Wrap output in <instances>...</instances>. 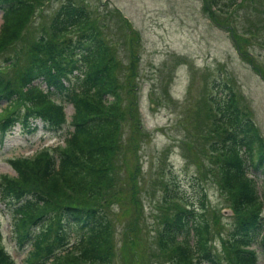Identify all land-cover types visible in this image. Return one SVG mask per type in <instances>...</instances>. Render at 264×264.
I'll return each instance as SVG.
<instances>
[{
  "label": "trees",
  "instance_id": "obj_1",
  "mask_svg": "<svg viewBox=\"0 0 264 264\" xmlns=\"http://www.w3.org/2000/svg\"><path fill=\"white\" fill-rule=\"evenodd\" d=\"M45 1L49 0H0L4 10L0 55L11 53L17 63L16 51L29 53L26 70L17 80L0 75V103L12 102L8 109L23 104L24 112L7 118L6 127L19 122L30 131L35 118L52 128L66 124L62 101L72 102L75 131L66 147H56V154L45 150L33 159H15L18 177L4 176L0 193L12 208L19 245H28L24 264H114L113 223L107 208L120 200L121 155L138 145L137 139H131L129 148H120L123 122L135 118L136 106L134 96L124 104L123 91L128 88L126 93L132 94L129 82L137 72L129 66L128 79L120 81L110 25L94 22L78 0L64 2L49 22L40 25V35L29 37L28 30L35 24L31 20ZM224 1L225 7L232 8L242 0ZM258 1L264 12V0L254 1V9ZM210 3L215 6L216 0ZM41 26L45 27L41 30ZM83 29L87 30L60 40L66 33ZM125 37L121 36V44L126 48ZM37 80L50 90L33 85ZM215 87L218 92L210 97L213 104L207 113L209 146L203 153L215 160L213 176L235 218L232 237L225 241L230 248L228 259L233 254L235 264H259L257 247L264 259V141L251 116L240 107L232 85L218 78ZM250 168L257 173L253 177L248 174ZM36 184L40 187L32 186ZM165 199L172 202L169 207L174 212L164 220L158 236L160 250L172 255L173 264H201L203 258L220 264L219 256L208 251L211 229L198 218L193 202L171 194ZM73 231L82 236L67 246ZM1 242L0 229V264H16Z\"/></svg>",
  "mask_w": 264,
  "mask_h": 264
},
{
  "label": "rangeland",
  "instance_id": "obj_2",
  "mask_svg": "<svg viewBox=\"0 0 264 264\" xmlns=\"http://www.w3.org/2000/svg\"><path fill=\"white\" fill-rule=\"evenodd\" d=\"M62 1L49 0L39 8L38 16L33 18L35 24L27 33L29 37H35L39 21L51 18ZM83 1L102 13L101 17L110 25L112 41L120 48L117 73L122 83L131 73L128 68L131 60L137 57L134 60L137 75L129 82L133 92L127 94L128 88L123 91L124 104L133 96L136 98L135 118L123 122L122 134L126 141L137 139L138 145L121 155L124 159L117 177L120 200H114L111 210L107 208L113 223L114 264H173L172 255L163 253L157 243L164 220L174 212L169 207L172 202L165 199L169 194L180 197L183 202H193L198 218L211 229L208 250L219 254L220 264H235L233 254L228 259L230 248L225 244L234 232L235 218L213 176L217 169L215 160L203 152L209 146L206 132L211 122L207 113L213 104L210 97L218 92L215 87L218 78L232 85L264 141V81L240 52H249L254 64L264 72L261 2L254 9L256 0L238 1L232 8L225 7L224 0H216L215 6L211 0ZM105 2L108 6H103ZM114 4L121 9L122 26L129 25L128 40L131 51H136L134 55L121 45V36L126 32L116 22L112 12ZM205 7L210 10L205 12ZM211 13L227 30L214 25L208 16ZM2 22L0 12V28ZM229 32L238 36L236 42ZM19 52L17 63L11 53L0 55V75L9 81L17 80L28 63L29 53ZM6 104L0 109V121L23 107L17 104L9 111L10 105ZM64 108L70 121L74 107L65 103ZM69 121L61 134L45 130L42 121L34 132L16 125L0 146V180L3 176L11 180L18 177L12 163L15 158L33 159L43 148L56 144L63 148L66 136L73 131ZM31 124H36L35 119ZM32 186L40 187L39 184ZM10 210L0 201L3 246L22 264L28 248L21 252L16 244ZM80 235L77 232L72 241ZM201 260V264H209L204 258Z\"/></svg>",
  "mask_w": 264,
  "mask_h": 264
}]
</instances>
